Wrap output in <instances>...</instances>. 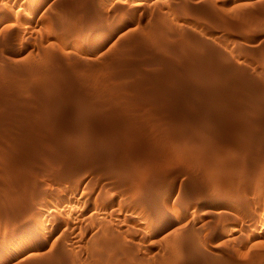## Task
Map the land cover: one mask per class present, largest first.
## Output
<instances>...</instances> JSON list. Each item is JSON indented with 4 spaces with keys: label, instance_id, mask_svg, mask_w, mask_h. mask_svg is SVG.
<instances>
[{
    "label": "rangeland",
    "instance_id": "obj_1",
    "mask_svg": "<svg viewBox=\"0 0 264 264\" xmlns=\"http://www.w3.org/2000/svg\"><path fill=\"white\" fill-rule=\"evenodd\" d=\"M109 262L264 264V0H0V264Z\"/></svg>",
    "mask_w": 264,
    "mask_h": 264
},
{
    "label": "bare ground",
    "instance_id": "obj_2",
    "mask_svg": "<svg viewBox=\"0 0 264 264\" xmlns=\"http://www.w3.org/2000/svg\"><path fill=\"white\" fill-rule=\"evenodd\" d=\"M202 68V67H201ZM208 75V74H207ZM204 76V75H203ZM187 80V79H186ZM198 80V79H197ZM191 86V85H190ZM188 88V87H187ZM169 90V89H168ZM209 90H210V88H209ZM171 92V91H170ZM212 94V93H211ZM177 95V94H176ZM179 99V98H178ZM183 100V99H182ZM214 100V99H213ZM215 105V104H214ZM107 107V106H106ZM176 108V107H175ZM189 108V107H188ZM177 109V108H176ZM38 113V112H37ZM208 115V114H207ZM33 116V115H32ZM201 116V115H200ZM224 132V131H223ZM40 139V138H39ZM88 148V147H87ZM82 151V150H81ZM90 151V150H89ZM47 155H49V154H47ZM124 155V154H123ZM70 165V164H69ZM84 167V166H83ZM63 176H60V178H65V180L66 179H69V177H67V176H64V174H62ZM165 178V177H164ZM53 179V178H52ZM62 180V179H61ZM32 188V187H31ZM147 191V190H146ZM159 192V191H158ZM76 193V192H75ZM148 194V193H147ZM40 194H37L36 195V197L38 198V199H40ZM163 196V195H162ZM77 197V196H76ZM71 199H73V198H71ZM75 199V198H74ZM103 199V198H102ZM41 200V199H40ZM103 200H105V199H103ZM100 201V204H101V208H103V206H106V207H109V206H111L112 207V205H113V202L112 203H110L109 201ZM69 201V200H68ZM78 202V201H77ZM78 203H80V202H78ZM77 203V204H78ZM136 203V202H135ZM45 204V203H44ZM73 204V203H72ZM76 204V205H77ZM84 204V203H83ZM87 204V203H86ZM51 204H49L48 206H50ZM53 205V204H52ZM69 205V204H68ZM75 205V204H74ZM124 205V207L126 208V207H128V205H125V204H122V206ZM135 205H137V206H140L144 211H145V217H144V219H142V218H140V217H137V216H134V215H130V216H127L128 218V221H132V222H135L137 225H138V227H140L139 228V230L140 229H148V231L150 230V231H154L156 228H159L162 224H164L165 223V218H164V216H165V209H164V207L161 205V203H156V202H154V201H150V202H144V204H143V207H142V205H139V203H137V204H135ZM135 205H133V206H135ZM24 206V205H23ZM54 206V205H53ZM67 206V205H66ZM184 206V205H183ZM43 207H46V208H42V209H39L38 210V214H39V217H36V214H35V219H27L26 221H27V223H26V225L28 226V227H30V232H28L27 234H26V236H29V237H35V238H37V239H39V238H47V236L49 237V236H51L52 235V233H53V231H55V228H56V226H57V217H58V212H56L55 210H52L50 207H47V205H43ZM68 207V206H67ZM89 206H87L86 207V210L85 211H87L89 208H88ZM96 207V206H95ZM136 207V206H135ZM71 208H73V206L71 207ZM114 208V207H113ZM97 209V208H96ZM34 210V209H33ZM66 210V209H65ZM77 210V209H76ZM93 210V209H92ZM99 210V209H98ZM101 210V209H100ZM68 211H69V209H68ZM85 211H82L81 210V212L80 213H83V212H85ZM105 211V210H104ZM75 212H77V211H75ZM34 213V212H33ZM93 213V212H92ZM114 213V212H113ZM118 213V212H117ZM78 214V213H77ZM96 214V213H95ZM94 214V215H95ZM110 214V213H109ZM108 214V215H109ZM34 215V214H33ZM81 215V214H80ZM91 215V214H90ZM105 215H107V214H104L103 215V217L105 216ZM117 215H119V214H117ZM129 215V214H128ZM85 216V215H84ZM99 216V215H98ZM110 216V215H109ZM93 217H96V215L95 216H93ZM106 217V216H105ZM104 217V218H105ZM119 217V216H118ZM166 217V216H165ZM33 218V217H32ZM125 218V217H124ZM40 219L41 220H47V221H50L51 223L48 225V226H46L45 225V229L44 228H38L39 226H42V225H40L39 223H41V221H40ZM57 220V221H56ZM95 220V219H94ZM106 220V219H105ZM73 221V220H72ZM80 221V220H79ZM54 223V224H53ZM72 223V222H71ZM74 223V222H73ZM72 223V224H73ZM75 225V224H74ZM100 225V224H99ZM105 225V224H104ZM136 225V226H137ZM81 227V226H80ZM97 227V226H96ZM115 227V226H114ZM38 228V229H37ZM104 229H103V231H104V234L105 233H109V235L111 234V232H114V231H111L110 232V227L108 228L107 227V224H106V227L104 226L103 227ZM43 229V232L41 231ZM67 229V228H66ZM110 229V230H109ZM118 229V228H117ZM133 229V228H132ZM44 230H45V232H44ZM101 231H102V229H100ZM102 231V232H103ZM139 232V231H138ZM143 232V231H142ZM141 232V233H142ZM145 232H146V230H145ZM115 234V233H114ZM108 235V236H109ZM113 235V234H112ZM105 236V235H104ZM111 236V235H110ZM136 236V235H135ZM116 237V236H115ZM118 237H119V235H118ZM140 237V236H139ZM108 239V238H107ZM120 239V238H119ZM124 239V238H123ZM123 239H122V241H123ZM95 240V239H94ZM112 240V239H111ZM114 240H116L115 238H114ZM186 240V239H185ZM56 242H57V240H56ZM112 242V241H111ZM111 242H108V243H111ZM105 243V242H104ZM107 243V244H108ZM113 243V242H112ZM114 243H116V241H114ZM97 244V243H96ZM107 244H105V245H107ZM123 244V243H122ZM126 244V243H125ZM98 245V244H97ZM110 245V244H109ZM193 245V244H192ZM95 246V245H94ZM98 246H100V244L98 245ZM115 246H119V245H115ZM124 246V245H123ZM133 246V245H132ZM93 247V246H92ZM121 247V246H120ZM120 247H118V248H120ZM113 248H114V245H113ZM116 248V247H115ZM117 248V249H118ZM124 248V247H123ZM122 248V249H123ZM186 248V247H185ZM121 249V248H120ZM125 250V249H124ZM95 251V250H94ZM114 250H112V252H113ZM128 251L130 252V250L128 249ZM128 252V253H129ZM199 252H201V251H199ZM127 253V254H128ZM131 254V253H130ZM122 255V254H121ZM133 255V254H132ZM98 256V255H97ZM130 256V255H129ZM115 257V256H114ZM131 257V256H130ZM132 257H134V255L132 256ZM168 257V256H167ZM136 258V257H135ZM110 260V259H109ZM137 260V259H136ZM109 264H110V262H109ZM115 264V263H114Z\"/></svg>",
    "mask_w": 264,
    "mask_h": 264
}]
</instances>
